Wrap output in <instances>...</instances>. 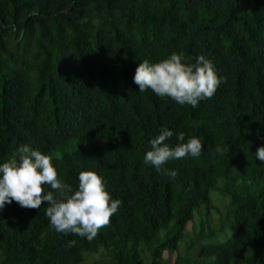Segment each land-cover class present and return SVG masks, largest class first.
I'll use <instances>...</instances> for the list:
<instances>
[{
	"label": "trees",
	"instance_id": "trees-1",
	"mask_svg": "<svg viewBox=\"0 0 264 264\" xmlns=\"http://www.w3.org/2000/svg\"><path fill=\"white\" fill-rule=\"evenodd\" d=\"M172 51L223 77L195 109L132 80ZM161 126L202 143L171 181L142 161ZM20 144L121 204L91 241L55 232L47 202L6 204L0 264H264V0H0V163Z\"/></svg>",
	"mask_w": 264,
	"mask_h": 264
},
{
	"label": "clouds",
	"instance_id": "clouds-1",
	"mask_svg": "<svg viewBox=\"0 0 264 264\" xmlns=\"http://www.w3.org/2000/svg\"><path fill=\"white\" fill-rule=\"evenodd\" d=\"M133 82L138 92L150 90L160 98H170L180 106L195 109L200 101L210 99L223 77L218 76L212 61L198 55L186 60L183 52H170L155 62L143 60L135 67ZM159 134L148 141L150 149L145 151L142 161L157 174L174 180L175 169L165 167L168 161L201 154L202 143L197 137L185 138V133H176V143L167 139L173 132L161 126ZM254 157L264 162V146L256 148ZM15 159L0 163V209L13 201L20 207L39 208L47 202L44 215L50 227L60 234H71L93 240L98 231L108 225L109 218L121 204L106 190V181L90 169L77 172L75 188L58 178L51 157L28 144H20L14 152ZM52 191H45L41 185ZM43 192V195L41 193ZM74 241H68L71 246Z\"/></svg>",
	"mask_w": 264,
	"mask_h": 264
},
{
	"label": "rangeland",
	"instance_id": "rangeland-1",
	"mask_svg": "<svg viewBox=\"0 0 264 264\" xmlns=\"http://www.w3.org/2000/svg\"><path fill=\"white\" fill-rule=\"evenodd\" d=\"M215 205L224 214V211H225V207H224L225 203H224V201H222V200L215 201ZM213 214H214V212H212L211 215L213 216ZM214 216H219V215L217 213V214H214ZM211 220H212V222H214L213 218H211ZM187 228H191V224L190 223L187 225ZM163 256L165 258H167L170 262H173V260H174V254H170V253L164 252Z\"/></svg>",
	"mask_w": 264,
	"mask_h": 264
}]
</instances>
